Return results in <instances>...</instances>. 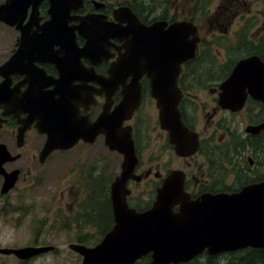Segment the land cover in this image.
I'll use <instances>...</instances> for the list:
<instances>
[{"label": "flooded vegetation", "instance_id": "1", "mask_svg": "<svg viewBox=\"0 0 264 264\" xmlns=\"http://www.w3.org/2000/svg\"><path fill=\"white\" fill-rule=\"evenodd\" d=\"M17 1L24 12L16 8L11 25L0 22V220L12 232H0V264L56 254L57 242L45 244L42 231L54 239L62 233L72 264H82L74 248H94L113 229L112 185L123 155L110 150L106 134L131 137L136 160L124 191L136 213L152 207L168 179L190 201L264 183V88L258 95L247 86L229 107L219 103L244 60L258 62L252 70L264 85V32H245L255 21L245 13L257 0ZM156 98L175 105L196 140L190 154L176 153ZM97 120L102 129L94 135ZM58 126L79 139L42 154L45 129ZM4 173L15 174L6 192ZM52 182L63 186L40 191ZM235 252L204 250L186 264Z\"/></svg>", "mask_w": 264, "mask_h": 264}, {"label": "water", "instance_id": "2", "mask_svg": "<svg viewBox=\"0 0 264 264\" xmlns=\"http://www.w3.org/2000/svg\"><path fill=\"white\" fill-rule=\"evenodd\" d=\"M16 7L20 12L25 10L17 0L0 7V22L11 25ZM257 63L255 59L249 58L235 67L221 87V106L229 107L232 104L228 102L231 95L240 94L247 86L251 92L255 89L258 95H262L260 90L264 85L256 78L259 72L256 68L252 70V65H258ZM232 91L234 93H229ZM156 99L161 110V122L169 131L170 142L175 145L176 153L190 154L196 140L180 123L175 105L168 106L166 101L170 103V100L167 99ZM136 102L137 97L132 105L135 106ZM101 123V120L94 123V135L101 132ZM58 125L65 126V123ZM45 130L47 140L42 150L45 155L54 149H68L79 139L75 130L66 135V129H61L60 126L50 131ZM22 133L23 130L20 129L18 138ZM106 136L110 150L118 151L124 158L122 172L112 185L115 225L94 248H74V251L83 256L82 264H134L147 254L151 255L149 264H180L194 259L204 250L209 256H215L247 247L264 248V183L247 187L230 196H207V199L190 201L168 179L163 188L157 191L151 209L136 213L127 207L124 191V184L135 162L130 136L128 133L123 137L115 134ZM3 162L0 160V167ZM0 174H3L1 168ZM4 177L2 192L8 191L15 182V174L4 173ZM175 205H179L177 213L172 211ZM48 250L36 249L35 254Z\"/></svg>", "mask_w": 264, "mask_h": 264}, {"label": "rangeland", "instance_id": "3", "mask_svg": "<svg viewBox=\"0 0 264 264\" xmlns=\"http://www.w3.org/2000/svg\"><path fill=\"white\" fill-rule=\"evenodd\" d=\"M253 2V1H252ZM255 2V1H254ZM250 3V2H249ZM252 4V3H251ZM250 8V12L249 13H245V16L248 18H255L253 22L250 23V27L249 30H246L247 36H252L253 33H255L257 30L260 31V33L264 32V13L262 12L264 10V0H257L256 4L253 5ZM259 33V34H260ZM63 171V169H61V172ZM60 172V173H61ZM60 173L59 175H57V173L55 174V176L60 177ZM63 186L60 185V188ZM59 187V183H46L43 185V189H41V192H51L53 190L58 191ZM56 188V189H55ZM12 216H9L8 219L9 221H12ZM11 223H6L3 222L2 220H0V232L3 231L4 235H11L12 232L9 229V227L7 225H9ZM55 233L53 232H48V231H42L41 232V236L42 239L46 241L45 244H56L53 241L57 242V250L58 252L56 254L53 253H47L45 255H43V257L41 258H37L35 260V262L33 264H72L74 263V258L75 256L71 255V253H69L70 251L68 250L67 247L63 246L64 243L61 242V238L64 237L62 233H59V236L56 235V239H54ZM230 259V258H229ZM220 262V264H226L227 263V258L225 257L224 259L218 258L216 259ZM4 264H13L11 262H5ZM192 264H206L204 257H200L198 258L197 261H195Z\"/></svg>", "mask_w": 264, "mask_h": 264}, {"label": "trees", "instance_id": "4", "mask_svg": "<svg viewBox=\"0 0 264 264\" xmlns=\"http://www.w3.org/2000/svg\"><path fill=\"white\" fill-rule=\"evenodd\" d=\"M226 264H264V248L263 249H246L226 256ZM230 258V259H229ZM207 264H220L214 258L207 257Z\"/></svg>", "mask_w": 264, "mask_h": 264}]
</instances>
